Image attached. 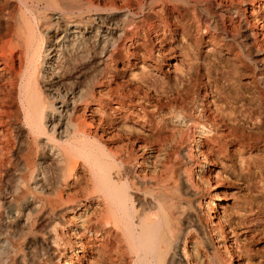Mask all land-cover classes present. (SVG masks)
<instances>
[{
	"label": "bare ground",
	"instance_id": "bare-ground-1",
	"mask_svg": "<svg viewBox=\"0 0 264 264\" xmlns=\"http://www.w3.org/2000/svg\"><path fill=\"white\" fill-rule=\"evenodd\" d=\"M135 1L18 0L15 11L10 8L12 2L0 0V210L5 216L0 222V264H44L52 259L61 243L57 225L67 217L66 212H75L78 207L85 209L84 214L79 213L83 218L80 236L97 244L96 258L106 264H226L235 259L229 238L236 239V232L231 223L226 221V228L219 219L215 225H208L198 212L202 199L196 196L185 164L188 151L174 145L177 133L158 130L154 140L145 137L143 148L149 152L140 161L133 150L121 153L101 141L93 128L97 119L94 114L101 111L102 101L98 106L93 104L101 91L97 90L98 82L110 78L117 42L128 39V46L147 50L146 41L139 43L138 39L146 21L140 13L145 6L154 10L157 4L161 35L175 38L181 31L182 38L188 40L189 52L185 47V56L175 64V70L181 66V72L174 87L152 93L157 96L153 107L181 118L186 129L201 127L204 132H212L217 117L211 118L207 112L213 106L202 108L204 112L197 115L188 104L191 91L194 95L202 93L222 118V148L228 151L231 147L238 154V174L264 186V69L255 76L252 88L243 85L247 60L259 63L255 56L259 47L248 40L256 31L240 32L244 21L246 28L252 21H264V0H241L242 4L235 0ZM100 9L113 11L104 13ZM250 10L254 16L248 21L243 17ZM234 15L238 23L233 22ZM192 31L198 36L190 42ZM203 35H209L212 41L220 37L227 49L237 46L230 66L218 67L217 60L210 58L204 60L205 74L199 71L195 47ZM213 69L223 78L221 87L213 78ZM121 95L113 101V109L119 112L129 108L124 98L127 94ZM88 110L92 111L89 116ZM148 162L152 164L150 172L147 167L136 169V165ZM80 167L83 170L79 173ZM83 192L86 197L82 199ZM92 203L96 206L89 214ZM41 212L39 230L47 235L43 241L36 238L35 227V218ZM30 234L34 238L25 245V252L21 240ZM219 238H223L224 249L219 246ZM87 242L80 245L92 247ZM76 262L70 255L65 264Z\"/></svg>",
	"mask_w": 264,
	"mask_h": 264
},
{
	"label": "rangeland",
	"instance_id": "rangeland-1",
	"mask_svg": "<svg viewBox=\"0 0 264 264\" xmlns=\"http://www.w3.org/2000/svg\"><path fill=\"white\" fill-rule=\"evenodd\" d=\"M17 1L18 0H7L8 3L12 2L10 5V8L14 9L15 11H18ZM133 1L136 4V1L135 0H133ZM238 1L242 4L241 0H235V2L239 3ZM120 5H121V3H120ZM153 6H154L153 7L154 10L152 8L151 9L147 8L148 6H145L146 8L144 9V11L142 13H140V15L144 14L145 20L147 22L145 21L146 23L145 22L142 23V27L144 29L142 27H140L141 34L139 33L140 35L138 36V39L140 40L139 43L146 41L147 50L144 49L143 47H141L142 49L139 47L137 50V48H135V45L128 46L131 43V41L129 40L130 41L129 42L128 39H125V40L123 39V40H120L117 42V44H119V45H117V47L115 48L116 55H115V58L113 59V61H111V65H110L111 68L109 67L110 68L109 69L110 78H109L108 82H101V80L98 82L97 90H101V91L98 92V96H97L98 100H96V102H94L93 106H98L97 103L98 102L100 103L101 101L102 102L99 105L101 111L94 114L97 119L95 118L96 119V123H95L96 129L93 128V130L95 132L98 131L97 132L99 134L98 137L100 136L99 138H101V141L104 142L107 146L109 145L110 148H113L114 150L117 149L121 153L126 152V150H128V149L133 150V152L137 153L136 157L140 161H142L143 154L149 152V149L145 150L143 148V144L145 143V141L147 139H150V140L153 139L154 140V138L156 136L155 134L158 132V130L161 132H164V133H168V134H170L171 132H176L177 133V136H176L177 140H176V142H174L175 147L179 148L181 151L186 150L189 153L188 157L190 158V160H189V158H185V164L190 169L189 173H190V177L194 183V188H195L194 191L196 190L195 192L197 194L196 196H197V198L202 199L201 203L199 204V207H198L199 214H200V211L202 213V214H200V216L202 215L201 217H204V219H206V221L208 222V225H209V222H210V224L212 223L211 225H215L218 222V220L220 219L222 221V223H224L226 225V228H229L228 223H226V221H228L231 223L233 230L236 232L235 236H236L237 240L235 239L234 236H231L229 238L232 242L231 243L232 244L231 249L235 252V259H233L232 261H228L226 264H264V189H263L264 186L262 184L259 185V183H257L256 180L255 181L251 180V182H250L249 181V179H251L250 177H245V176H241L240 174H238V172H237L238 170L236 168L237 163L239 161L238 160V154L237 153L234 154L231 147H230V150H228V151H224V149L222 148L223 142H224V137H223V133H222L223 130L221 127H223V125H222L223 123L221 121L222 118H220V115L216 111H214V109H215L214 105L207 104V101L204 98L205 96L202 93H200V95L199 94L194 95V93H192V91L189 93L190 99H188L189 100L188 102H190V103H188V104L191 105L193 113L199 115L200 112H204V111H202L203 110L202 108H211L213 106L212 111L210 110L207 113L210 115V117L212 116L211 118L216 116L219 120L215 117L216 118V120H215L216 126L214 128V131H212V132H209L208 130H207L208 132H206V131L204 132V129H201V127H191L189 129H186L184 127L185 126L184 122H182L180 120L181 118L175 119V117H173V115L169 114V113L163 112V114H162L161 111H157V109L153 107L152 103H154L156 100L154 98H157V96H155V95H157L155 93V91L166 88V86L167 87L168 86L174 87V84H176V80H175L177 77L176 75H177V73L179 75L181 72L180 71L181 68L179 70V67H181V66H177L178 70L176 71L175 70V64L180 62L179 60L181 59V57L185 56L184 54L189 52V48H187L188 43H186L188 40H186V38H182V36L180 34L181 31L178 33L180 36L177 35L175 38H170V37L169 38L167 37L165 39L163 38V36L161 35L162 30H159V28L157 26V24L160 22V17L158 16V13H157L159 7L157 4H155ZM100 10H102V9H100ZM100 10L97 12H100ZM111 11H113V10L111 9ZM111 11L109 9H103L101 12L109 13ZM250 14H251V10L247 13V17H243V18H247L248 21H251L254 15L251 17ZM233 17H234L233 22L238 23V21H239L238 18L235 17V15ZM146 18H148V19H146ZM260 21L261 22H257V23L252 21V23L250 24L251 26H249L250 28L245 27V21H244V22H242V28L240 29L241 34L247 33L250 29H253L254 31H256V33L254 35L248 37V40L253 42L252 45L254 47H256V46L259 47L258 48L259 50H258V52H256V55H255L258 58L259 63L255 64L253 62H250V60H247L248 61L247 65L249 64L250 67L248 66L245 69L246 71H244V72L246 74H248V76H246L244 73V75L242 77V79H243L242 83L244 82L243 85L247 88H250V87L252 88V86H253L252 82H254L256 80L258 72H260V69H262V68L264 69V21L263 20H260ZM145 24H147V25H145ZM149 27L151 28L152 31H150ZM156 28H157V30H156ZM146 30H148V31L145 32ZM143 32H144V34H143ZM167 35L169 36V34H167ZM191 36L193 39H190V42H193L195 40V37L198 36V34H196V31H192ZM148 38L151 41L148 40ZM210 40H211V38L209 37V35H203V37L200 38L199 42L196 45L198 47H195L198 51L196 53L197 54L196 56H198V57H197V60H195V64L198 65V67L200 66L198 69L203 74H205V72H206L205 61L208 62L209 59L211 58L210 60H212V59H214V61L217 60L215 62H217L216 64L219 65L218 67H221L222 64H223V66L225 65V67L227 65L230 66L232 64L230 59L233 58L234 52H238L236 45H233L232 50H234V51H232L231 49H227L224 46V40H221L220 37H218V39H216L215 41H212V40L210 41ZM124 43H126V44H124ZM151 43H154V44H151ZM150 45H151V47H150ZM170 46H172V47H170ZM185 47L187 48V51H186ZM169 48H170V50H169ZM171 48H172V51H171ZM134 49H136V50H134ZM151 49H152V51H151ZM159 49H160V51H159ZM196 49H195V52H196ZM127 50H130V51L127 52ZM185 51H186V53H185ZM130 52H132V53H130ZM143 53H144V56H141V55H143ZM128 57H129V59H128ZM133 62H135V63H133ZM256 65H259L260 68L256 67ZM204 66H205V68H203ZM113 70H114V72H113ZM214 71H215V69H213V72H212V75L214 76L213 78H215L216 82L219 83V84L217 83V85L221 87L222 83H223V78L220 79V77H222L221 75H218L220 72L216 76ZM250 75L252 77H250ZM255 76H256V78H255ZM112 77H113V79H112ZM204 80L206 81L207 78H204ZM149 81H151L153 83V86L151 85L152 84L151 82H150L151 84L149 83ZM144 83H145V85H144ZM146 83H149L148 84V86H150L149 88H147L148 86ZM154 83L157 86L159 85V88L154 87ZM247 84H248V86H247ZM142 85H144V86L142 87ZM162 86H165V87H162ZM129 87L130 88L132 87L133 89L132 88L130 89ZM110 88H111V90H110ZM153 88H155V89H153ZM125 89L127 91H130V90L131 91L127 92ZM136 90H137V92H136ZM144 90L147 92L144 93ZM142 91L144 94L142 93ZM122 93L127 94L124 98H125L126 104L129 108L122 111V112H119V111H116L115 109H113V105L116 104L113 101L115 100V98L119 99L120 97H123V95H121ZM152 93H154L155 95ZM110 95L112 96V98ZM153 95H154V97H153ZM209 97L211 99H213L212 98L213 96H209ZM103 98H104V100H102ZM192 101L196 102L197 105L194 106V104H196V103L193 104ZM136 102H138V103H136ZM217 102H219V100H217ZM145 103H146V105H145ZM143 105L145 106L144 108H142ZM190 105H188L189 108H190ZM191 108H190V110H191ZM146 109H148L149 111L151 110V111L150 112L148 110L146 111ZM91 112L92 111L88 110L86 115L89 116V114H91ZM145 112L147 114H145ZM132 113L134 116L132 115ZM144 114H145V116H144ZM214 114H216V115H214ZM218 115H219V117H218ZM159 119H161V120H159ZM121 120H123V121H121ZM155 122H156V124H155ZM111 124H113V125L111 126ZM163 127H165V128H163ZM171 127H172V129H170ZM111 128H112V130H111ZM192 128H194V129H192ZM185 129L187 131H185ZM181 130H184V134H179L181 132ZM221 133H222V135H221ZM200 134H201V136H198ZM145 135H147V136H145ZM102 136H103V138H102ZM221 136H222V138H221ZM133 137L136 139H134ZM183 137H185V138L183 139ZM207 137H209V138H207ZM180 138H182L183 140H181L179 142L178 140H180ZM199 138H200V140H199ZM183 142H184V144H183ZM218 144L221 146H219ZM128 145L130 146V148ZM177 145H180V146H177ZM209 146H210V148H209ZM188 148H190V150ZM209 149H211V150L209 151ZM142 151H144V152H142ZM216 154H217V156H216ZM190 155H192V156H190ZM246 155H249V154L247 153ZM192 162H194V163H192ZM150 164L151 163H149V162L146 163V165H145V163H141L140 165H136L137 166L136 169H138V171H140L141 168L147 167V170L150 172V170L152 169V167H151L152 164L151 165ZM81 167H83V166H81ZM81 167L79 168V170L77 172L80 173V171L83 170V168H81ZM67 188L71 192L75 191L74 187H71V188L67 187ZM84 195H85V192H83V195H82L83 197H81L82 199L86 197ZM89 206L90 207H88V210H89V214H91V212L93 211V209L95 208L96 205H94L92 203ZM82 207L83 206L81 205L80 208H82ZM0 211H2L1 212L2 214L0 217L1 218L0 222H1V220L4 222V218H5V216L3 214L4 212H3V210H0ZM81 211L84 214V211H85L84 207L82 209H79V207H78L75 212H73V211L69 212L68 211V212H66L67 217H65V219H60L62 221H60V223H59V225H57L56 229H57L58 233L60 234V238H61L60 242L61 243L56 246V250H54L55 247L52 248L56 253H55V255L52 256V259L44 262V264H65V263L69 262L70 255L74 256V259L77 261L76 264H99V263L100 264H104V263L106 264L107 263L104 261L102 262L100 259L96 258L97 257V254H96L97 253V251H96L97 244L95 245V242L91 241V239L87 242L86 241L87 239H84L83 237L80 236V233H79V230L81 229L80 225H81V223H83V218L79 217V213ZM41 215H42V212L38 213L37 217L35 218L38 220V222H36V224H35V227L37 226L36 230H38L36 232V234H37L36 238L38 240L43 241V238H45V237L47 238V235H44V232L43 231L41 232V230H39V228L41 226L39 224L42 221ZM224 215H225V217L227 215V217L226 218L223 217ZM213 216H216V217H213ZM68 217H70V218H68ZM221 218H223V219H221ZM229 219H231V220H229ZM32 238H34L33 234H30L29 236H24V238L22 237L21 242H23V247H22L23 250L25 249L24 247L27 244V242L29 240H32ZM82 242H87V244H89V246L91 245L93 248L92 247L83 248L82 245H80V243H82ZM218 242H220V245H219L220 248L224 249L223 238H219ZM191 247L192 246L190 245V249H191ZM24 251L27 252L26 250H24ZM24 251H22V253ZM226 259H227V257L224 258V260H226Z\"/></svg>",
	"mask_w": 264,
	"mask_h": 264
}]
</instances>
